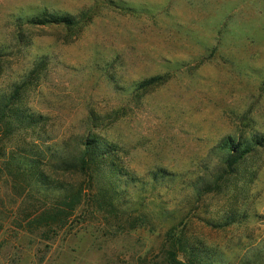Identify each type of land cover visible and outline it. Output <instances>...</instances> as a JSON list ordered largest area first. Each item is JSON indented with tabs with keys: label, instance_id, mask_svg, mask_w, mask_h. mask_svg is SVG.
<instances>
[{
	"label": "rangeland",
	"instance_id": "obj_1",
	"mask_svg": "<svg viewBox=\"0 0 264 264\" xmlns=\"http://www.w3.org/2000/svg\"><path fill=\"white\" fill-rule=\"evenodd\" d=\"M2 107L0 264H264V0H0Z\"/></svg>",
	"mask_w": 264,
	"mask_h": 264
},
{
	"label": "trees",
	"instance_id": "obj_2",
	"mask_svg": "<svg viewBox=\"0 0 264 264\" xmlns=\"http://www.w3.org/2000/svg\"><path fill=\"white\" fill-rule=\"evenodd\" d=\"M11 99L7 102H10ZM9 106V104L7 105ZM6 106V107H7ZM15 112H17L16 109H14ZM7 116V113H6V110H5V107H2V110L0 111V121H4L5 117ZM17 120L21 123L24 121V119H26L27 121L31 122V123H35L36 121V118H30L29 116H27L26 114L24 113H21V114H18L16 116ZM37 122V121H36ZM261 143L264 144V138L261 139ZM224 145L227 147V148H233V143L230 144L228 142L225 141ZM231 149V150H232ZM251 151V148L248 147V148H245L244 150H240V148H235V151H234V155H237L239 158H242V156H244L245 154H247L248 152ZM90 152L92 153H95L94 151V146L92 144H86L84 150H82L80 152V158L77 159V169L81 172V173H84V174H87V173H91V165H95V163L97 161H99V159H97L96 157H92V155H90ZM76 162V160H75ZM110 170L112 171V173H114L115 175L119 176V177H122V176H126L128 174L126 173H123V169L118 167V164L117 162L115 161H112L110 163ZM2 177V168L0 167V179ZM92 176H90L91 178ZM36 178L39 180V181H46L44 178H42L41 176H36ZM45 185H47L45 182H43ZM64 188V187H62ZM84 190L81 189V188H75V187H70L68 188L67 186V189H66V193L67 195L69 196L68 198L70 199H73L71 203L69 202H65L66 203V208L69 209V210H73L80 202L81 200L83 199V192ZM54 217L52 215H48V214H45L44 216H41L39 219H44V221H49L50 219H53ZM184 264L183 262H180V261H177V264ZM192 264H200V263H192ZM204 264V263H202Z\"/></svg>",
	"mask_w": 264,
	"mask_h": 264
}]
</instances>
